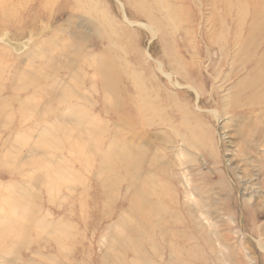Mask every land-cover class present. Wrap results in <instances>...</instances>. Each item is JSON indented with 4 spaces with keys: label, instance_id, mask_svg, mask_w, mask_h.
<instances>
[{
    "label": "rangeland",
    "instance_id": "374dc122",
    "mask_svg": "<svg viewBox=\"0 0 264 264\" xmlns=\"http://www.w3.org/2000/svg\"><path fill=\"white\" fill-rule=\"evenodd\" d=\"M249 1L264 13V0L0 3V264H264V120L230 103L228 43ZM154 21L171 27L165 46ZM81 51L143 84L156 107L133 113L151 124L122 129ZM171 59L185 80L164 75ZM126 139L128 172L105 176L88 152Z\"/></svg>",
    "mask_w": 264,
    "mask_h": 264
},
{
    "label": "bare ground",
    "instance_id": "6f19581e",
    "mask_svg": "<svg viewBox=\"0 0 264 264\" xmlns=\"http://www.w3.org/2000/svg\"><path fill=\"white\" fill-rule=\"evenodd\" d=\"M6 1H9V0H0V3H3V2L6 3ZM20 1L25 4L26 0H20ZM248 4L250 7L253 8V10L255 11V14H253L250 19H246V18L242 19V14H241L240 19L236 20V27L228 43L229 47L235 48L236 50L234 64H235V67L238 69L237 76L240 77L239 80L237 81L235 95L233 99L230 101V103L234 104V108L239 109L238 111L246 110V112L248 111V115H250V117L252 118L257 117V114H259L260 115L259 117L263 118L264 120V13L262 12V7L259 6V3L255 1H249ZM5 5L6 4L2 6L4 7ZM244 5L247 6V4H244ZM243 6L236 5V7H234L233 9L241 10ZM239 13L240 11H238V14ZM156 21H157V18H156ZM156 21H154V24H152L153 28H152L151 33L153 36L160 37L159 42H161V44L165 46L166 43H164L163 38L167 30H170L169 28L171 27L169 24L162 23L160 21L156 22ZM174 21H177V20H174ZM175 24L176 23H174V25L172 26L174 27V29H175ZM220 36L221 35L219 34L218 36L215 37V39H217L219 43L223 42V39H222L223 35L221 37ZM81 56H83L82 51H81ZM104 57L105 56H103V59L92 58L88 60V59H85V56H83L82 58H80L79 60L80 62L79 61L78 62L80 64L82 63L83 66L85 64H88V66L91 67L90 72L92 73V75L88 79L92 81L94 80V77H95L96 82L99 83V92L101 94L108 93L109 95H111L110 97L113 98L114 103L111 104L110 102L108 106V111L110 112L112 117L117 121V123L122 127V129L143 127L145 125L151 124L147 120L143 122L142 120L136 119L133 113V111H143L144 113H147L150 109H153L156 107L155 104L150 105L148 101L146 100V98L144 97L145 89L143 87V84L139 82L141 84L140 88L139 90L135 89L137 90L135 91L134 90L135 83H136L135 87L139 85V84L137 85L138 82H135L136 81L135 80L134 86L132 90L130 91L127 85L123 83V80L120 79L122 77H119L117 75L118 71L115 69L116 67L112 65L110 61L106 60ZM168 68L171 69L172 71V73L170 74L164 73V75L167 76L168 78L173 76V73L175 72L176 75L180 74L181 76H183L184 80L186 79V76L183 75V73H185L183 66L179 62H176L175 59H171L169 61ZM79 75L86 79L82 71H80ZM90 88L93 89V87H90ZM126 91L127 93L134 92L138 96L139 100L134 101L130 96H126V97L123 96V93ZM166 97L171 98L170 95H166ZM104 103H105V100H102L101 105L105 106ZM67 106L68 108H72L70 103H68ZM91 119L93 123L98 122L97 120H95V118L91 117ZM169 122L170 120L167 119L166 117L159 116L158 122L156 123L155 127L164 129L165 126L169 127ZM194 123L196 124V126H201V124L197 120H195ZM94 132L96 133L97 131H94ZM102 134L103 136L104 134L105 136L109 135L107 138H111L110 135H114L110 131H106ZM93 137H97V134H94ZM103 138L105 139V137ZM122 142L111 140L108 144V147L106 149H102L101 147L102 143L99 141L98 142L99 144L96 143L95 146L93 145L94 147L91 148V150L88 152V153L91 152L93 156L97 157L96 161L98 163L100 172L104 174L105 176L107 175V173L109 174L112 173V171H119L121 173L128 172L130 168L131 160L133 159V155L130 152L132 146L130 145L128 139ZM195 144H197V142ZM79 147L81 148V145H79ZM75 151L77 153L75 155H77L78 157L83 156V152H77V151H81L80 149H77ZM91 159H92V156H91ZM102 164L103 165L107 164V167L106 166L102 167ZM100 172H97V174ZM95 185L99 191L98 192L99 194H97V197L96 196L95 197L97 199H102L103 193H100V186L98 184V181H95ZM142 205H143L142 200L140 201L137 198L134 200V202L131 205V210L134 213L133 215H139L140 213L141 215L143 214L146 215V217L149 215L146 211L142 212V207H143Z\"/></svg>",
    "mask_w": 264,
    "mask_h": 264
}]
</instances>
